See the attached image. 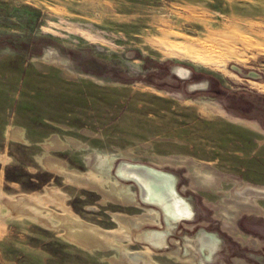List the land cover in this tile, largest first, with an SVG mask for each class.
I'll list each match as a JSON object with an SVG mask.
<instances>
[{
	"label": "rangeland",
	"instance_id": "obj_1",
	"mask_svg": "<svg viewBox=\"0 0 264 264\" xmlns=\"http://www.w3.org/2000/svg\"><path fill=\"white\" fill-rule=\"evenodd\" d=\"M122 162L195 203L166 247L139 239L166 218ZM122 249L264 264V0H0V264H130Z\"/></svg>",
	"mask_w": 264,
	"mask_h": 264
},
{
	"label": "bare ground",
	"instance_id": "obj_2",
	"mask_svg": "<svg viewBox=\"0 0 264 264\" xmlns=\"http://www.w3.org/2000/svg\"><path fill=\"white\" fill-rule=\"evenodd\" d=\"M128 165H130V163H126V162L125 163H121L119 165L118 173H119L120 176L126 175V166H128ZM158 171H160V170H158ZM160 172H163V171H160ZM161 174H162L161 175L162 176V181L160 183H156L153 179H149V180L144 181V188H145L144 192L145 193H144L142 199L144 201H146V202H153V203H158L159 205H161V207L164 210V216L166 218L165 219L166 220L165 221L166 222V224H165L166 226L164 228H162V229L161 228H148V229H144L140 233H138L139 234V239L148 241L155 248H164V247H166L168 245V237L175 230V228L177 227V222L179 220H181L182 218H184V217H190V212H189V209H188L187 205L183 202L182 196L179 195L176 192V190H175L176 182H175L174 177L172 175H170L169 173H161ZM244 192L247 193V189H246V191L244 190ZM247 194H249V193H247ZM247 194H246V196H247ZM127 195H126V197H127ZM131 195H132V193H131ZM253 195L250 194L249 196L253 197ZM253 201L254 200H252V202L249 203V204H252ZM248 202H250V201L248 200ZM248 202H247V204H248ZM243 203H246V202H243ZM244 207L250 209L251 206L250 205H244ZM233 212L235 213L234 210H233ZM143 219H146V218H144V216H143ZM135 221L133 222V224L135 223ZM122 225H123V223H122ZM130 225H132V224H130ZM128 227H129V224H128ZM104 234L106 235V237L108 239L111 238V237H115L112 234H109V233L107 234V232H105ZM138 234H137V236H138ZM87 235H88V233H87ZM96 235L98 236L97 233L95 234V236ZM186 236H188V235H186ZM122 237L123 236H119L118 237L119 240H122ZM107 238H106V240H107ZM186 241H188L190 243L191 249L193 247L196 248L195 245H194L195 241L193 240V238L191 239L190 236H188L186 238ZM188 242L185 243L184 246L188 247L189 246ZM212 242H213V240L209 239V238H207L205 240L206 250L203 249V250L199 251L200 254H202L201 255L202 258L200 259V263L204 261V258L206 259L207 257L211 256V254L216 250L217 247L214 246ZM120 255L122 256V258H125L130 264H158L151 257V250L129 252V251H126V249L125 250L122 249Z\"/></svg>",
	"mask_w": 264,
	"mask_h": 264
},
{
	"label": "water",
	"instance_id": "obj_3",
	"mask_svg": "<svg viewBox=\"0 0 264 264\" xmlns=\"http://www.w3.org/2000/svg\"><path fill=\"white\" fill-rule=\"evenodd\" d=\"M192 84L198 85V84H201V81H198V82L192 83ZM197 87H199V86H197ZM197 89H200V88H196L195 87V88H193L192 90H189V91L190 92H195V90H197ZM122 163H124V162H122ZM130 163H132V162H130ZM158 170H161V169L155 168V167L150 166V165H147V164H136V163H133V164H130V165L126 166V175H123L121 177H123V178H130V179L136 181L138 183V185L140 186V188H141L140 196H141V198H143V195L145 193L144 192L145 191L144 181L149 180V179H153L156 183H160L162 181V176H161L162 174L161 173H170V174L176 175L175 173H172V172H169V171H166V170H161L163 172H160ZM176 177H177V175H176ZM177 181H178V177H177ZM177 181H176V184H175V190H176V192L179 195H181L183 198H185L189 203H192V205H193V211H194V214H193L192 217H184L181 220H179L177 222V227H178L180 221H182V220L189 221V220H192L193 218H195V216L198 213V209H197L195 203L188 196H184V195H182L179 192L178 187H177ZM153 204H157L158 206L161 207V205H159L158 203H153ZM161 209H162L163 214H164V210H163L162 207H161Z\"/></svg>",
	"mask_w": 264,
	"mask_h": 264
},
{
	"label": "flooded vegetation",
	"instance_id": "obj_4",
	"mask_svg": "<svg viewBox=\"0 0 264 264\" xmlns=\"http://www.w3.org/2000/svg\"><path fill=\"white\" fill-rule=\"evenodd\" d=\"M188 236H186V238H187ZM191 239H192V237H190ZM204 239L205 238H203L202 236L197 240V245L199 244L200 245V249L198 248V250L199 251H201V246L203 245L202 243L204 242ZM209 239H212L213 240V245L214 246H216L217 247V242H216V240L215 239H213V238H209ZM187 242V241H186ZM189 252H191V248H189V247H186L185 246V253H189Z\"/></svg>",
	"mask_w": 264,
	"mask_h": 264
}]
</instances>
